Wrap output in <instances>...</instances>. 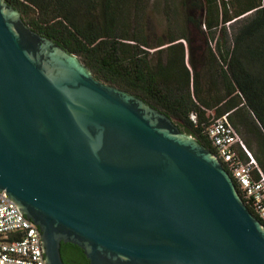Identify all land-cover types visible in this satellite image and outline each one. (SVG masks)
Masks as SVG:
<instances>
[{
    "label": "water",
    "instance_id": "water-1",
    "mask_svg": "<svg viewBox=\"0 0 264 264\" xmlns=\"http://www.w3.org/2000/svg\"><path fill=\"white\" fill-rule=\"evenodd\" d=\"M90 264H264V226L213 153L94 78L0 0V193Z\"/></svg>",
    "mask_w": 264,
    "mask_h": 264
},
{
    "label": "trees",
    "instance_id": "trees-1",
    "mask_svg": "<svg viewBox=\"0 0 264 264\" xmlns=\"http://www.w3.org/2000/svg\"><path fill=\"white\" fill-rule=\"evenodd\" d=\"M4 2L34 32L77 56L96 80L140 98L214 155L208 112L229 114L264 174V0ZM153 14L165 22L158 36Z\"/></svg>",
    "mask_w": 264,
    "mask_h": 264
},
{
    "label": "built area",
    "instance_id": "built-area-1",
    "mask_svg": "<svg viewBox=\"0 0 264 264\" xmlns=\"http://www.w3.org/2000/svg\"><path fill=\"white\" fill-rule=\"evenodd\" d=\"M228 115L211 116L205 129L206 135L215 149V157L231 174L242 198L254 216L264 222V174L233 128ZM189 120L196 124L195 112L189 114ZM239 153L246 155L248 160L243 161ZM26 220L1 191L0 264H44L39 229Z\"/></svg>",
    "mask_w": 264,
    "mask_h": 264
},
{
    "label": "flooded vegetation",
    "instance_id": "flooded-vegetation-1",
    "mask_svg": "<svg viewBox=\"0 0 264 264\" xmlns=\"http://www.w3.org/2000/svg\"><path fill=\"white\" fill-rule=\"evenodd\" d=\"M63 244H65V246L63 247V250L60 251V256L62 255L63 259H65L69 264H90V261L86 258L84 251L81 248L70 243H63ZM60 250H61V245H60ZM77 255H82L83 261L77 262V258H76Z\"/></svg>",
    "mask_w": 264,
    "mask_h": 264
},
{
    "label": "rangeland",
    "instance_id": "rangeland-1",
    "mask_svg": "<svg viewBox=\"0 0 264 264\" xmlns=\"http://www.w3.org/2000/svg\"><path fill=\"white\" fill-rule=\"evenodd\" d=\"M150 23H151V26L154 30V33L155 35H160L164 29V19L159 16V15H156V14H153L150 18ZM211 47H214V43L211 42L210 43ZM80 61V60H79ZM81 62V61H80ZM81 64H83L81 62ZM208 115L211 117V116H215L213 112H208ZM174 122V121H173ZM176 126H178V124H176L177 122H174ZM179 128V126H178ZM180 129V128H179ZM180 131L184 134V135H187L189 136L188 134L184 133L183 130L180 129ZM239 132V131H238ZM241 138L243 139V134L241 132H239ZM193 140H195L193 137H191Z\"/></svg>",
    "mask_w": 264,
    "mask_h": 264
}]
</instances>
